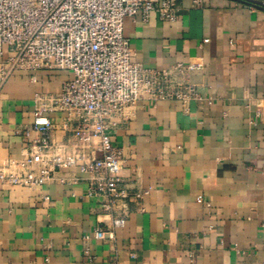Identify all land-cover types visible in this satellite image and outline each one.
Wrapping results in <instances>:
<instances>
[{
    "label": "crops",
    "instance_id": "1",
    "mask_svg": "<svg viewBox=\"0 0 264 264\" xmlns=\"http://www.w3.org/2000/svg\"><path fill=\"white\" fill-rule=\"evenodd\" d=\"M178 4L176 22L137 15L122 34L145 68L200 62L179 75L198 97L138 103L116 120L109 135L126 196L109 211L78 167L40 187L0 182V264H264V9ZM70 77L18 73L0 89V167L26 160L25 146L40 137L37 96ZM47 116L53 143H70L67 114ZM118 217L112 239L94 238Z\"/></svg>",
    "mask_w": 264,
    "mask_h": 264
},
{
    "label": "built area",
    "instance_id": "2",
    "mask_svg": "<svg viewBox=\"0 0 264 264\" xmlns=\"http://www.w3.org/2000/svg\"><path fill=\"white\" fill-rule=\"evenodd\" d=\"M237 1L251 10L264 9V0ZM152 14L176 22L178 0H0V89L18 73L47 70L71 76L58 93L37 96L32 130L40 137L25 146L26 160L0 167L2 184L40 187L78 167L94 176L89 194L105 197L103 210L126 196L121 153L109 135L116 120L138 103L198 97L179 75L184 68H201L200 62L164 70L132 62L123 21L140 15L147 22ZM52 111L67 114L73 124L70 143L58 147L51 140L54 125L47 114ZM123 222L118 217L108 230L95 228L94 238L112 239Z\"/></svg>",
    "mask_w": 264,
    "mask_h": 264
}]
</instances>
